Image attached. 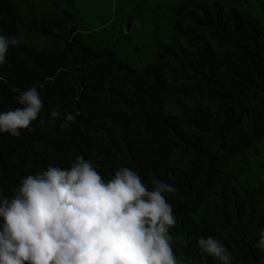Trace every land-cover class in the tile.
Returning a JSON list of instances; mask_svg holds the SVG:
<instances>
[{
    "label": "trees",
    "instance_id": "1",
    "mask_svg": "<svg viewBox=\"0 0 264 264\" xmlns=\"http://www.w3.org/2000/svg\"><path fill=\"white\" fill-rule=\"evenodd\" d=\"M71 0H0V35L16 37L0 65V112L20 105L14 89L36 83L43 108L20 137L0 134V189L48 166L90 159L105 179L119 167L165 194L176 224L178 258L217 264L197 248L212 236L233 264H264L256 247L264 228V185L248 189L244 168L264 140V25L247 0H188L172 10L171 35L141 71L74 25ZM48 78H53L49 80ZM79 111L61 129L51 110Z\"/></svg>",
    "mask_w": 264,
    "mask_h": 264
},
{
    "label": "clouds",
    "instance_id": "2",
    "mask_svg": "<svg viewBox=\"0 0 264 264\" xmlns=\"http://www.w3.org/2000/svg\"><path fill=\"white\" fill-rule=\"evenodd\" d=\"M19 45L16 37L0 35V65L9 48ZM0 82L6 83L3 76ZM42 87L14 89L21 107L0 112V134L20 137L31 130L43 108ZM79 115L53 109L41 123L62 120L63 130ZM150 183L123 166L105 179L78 155L69 167L50 165L21 178L11 196L0 189V264H190L176 256L169 233L176 216L165 194L177 188ZM256 247L264 250V228ZM197 248L217 264H233L229 250L212 236L198 238Z\"/></svg>",
    "mask_w": 264,
    "mask_h": 264
},
{
    "label": "rangeland",
    "instance_id": "3",
    "mask_svg": "<svg viewBox=\"0 0 264 264\" xmlns=\"http://www.w3.org/2000/svg\"><path fill=\"white\" fill-rule=\"evenodd\" d=\"M188 0H71L74 25L88 41L112 49L116 58L135 71L152 61L155 48L168 42L172 10ZM231 8L232 0H211ZM252 15L264 25V0H247ZM244 168L248 189L264 185V140Z\"/></svg>",
    "mask_w": 264,
    "mask_h": 264
}]
</instances>
